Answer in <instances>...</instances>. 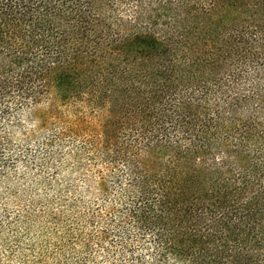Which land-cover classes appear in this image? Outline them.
<instances>
[{
  "label": "trees",
  "instance_id": "obj_1",
  "mask_svg": "<svg viewBox=\"0 0 264 264\" xmlns=\"http://www.w3.org/2000/svg\"><path fill=\"white\" fill-rule=\"evenodd\" d=\"M0 264H264V0H0Z\"/></svg>",
  "mask_w": 264,
  "mask_h": 264
},
{
  "label": "rangeland",
  "instance_id": "obj_2",
  "mask_svg": "<svg viewBox=\"0 0 264 264\" xmlns=\"http://www.w3.org/2000/svg\"><path fill=\"white\" fill-rule=\"evenodd\" d=\"M36 128H37V122L32 118L31 115L27 114L24 117V127H23V129H18L16 131V134H15L16 138L17 139H19V138L21 139L25 133L30 132V131H34V130H36ZM33 141H35V140H33ZM19 169H20V172H25L27 178L30 179V181H32L31 183H29V185H30V188L33 189V194L34 195L36 193H37V195H43L44 192L45 193L48 192L49 189H46V188L42 187L40 185V183H38L37 180H35L36 177H37V174H36L35 170H30V169L26 170L25 166L23 164H22V166L19 167ZM63 177L66 178V179H69V178L74 179L75 178V176H70L68 172L65 173ZM18 187L22 191L25 190V188L22 187V186H19V184H18ZM25 199H26L25 196H23L22 203L24 202Z\"/></svg>",
  "mask_w": 264,
  "mask_h": 264
}]
</instances>
